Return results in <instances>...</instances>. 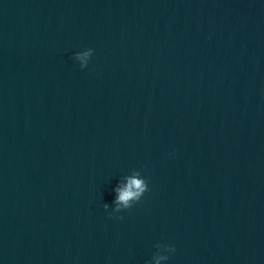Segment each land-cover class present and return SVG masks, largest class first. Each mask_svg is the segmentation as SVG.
<instances>
[{
	"label": "water",
	"instance_id": "water-1",
	"mask_svg": "<svg viewBox=\"0 0 264 264\" xmlns=\"http://www.w3.org/2000/svg\"><path fill=\"white\" fill-rule=\"evenodd\" d=\"M0 264H264V0H0Z\"/></svg>",
	"mask_w": 264,
	"mask_h": 264
},
{
	"label": "clouds",
	"instance_id": "clouds-1",
	"mask_svg": "<svg viewBox=\"0 0 264 264\" xmlns=\"http://www.w3.org/2000/svg\"><path fill=\"white\" fill-rule=\"evenodd\" d=\"M94 50L91 48L86 49L85 51L75 53V58L80 61V67L86 68L88 61L93 55ZM149 190L148 183L145 179H139L137 177H131L128 179V184L124 188H117L116 199L114 203L117 205V210H119L120 205L123 204L125 207L129 206V201L132 199L139 200L141 195ZM109 205L104 204V208L108 209ZM123 217H121L122 219ZM172 251H175L173 245H170Z\"/></svg>",
	"mask_w": 264,
	"mask_h": 264
}]
</instances>
